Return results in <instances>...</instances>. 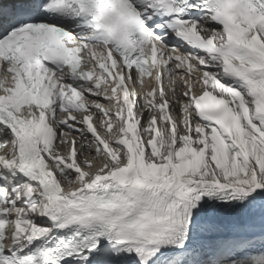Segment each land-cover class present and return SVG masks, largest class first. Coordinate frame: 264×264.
<instances>
[{
    "label": "snow or ice",
    "instance_id": "snow-or-ice-1",
    "mask_svg": "<svg viewBox=\"0 0 264 264\" xmlns=\"http://www.w3.org/2000/svg\"><path fill=\"white\" fill-rule=\"evenodd\" d=\"M0 264H264V0H0Z\"/></svg>",
    "mask_w": 264,
    "mask_h": 264
}]
</instances>
